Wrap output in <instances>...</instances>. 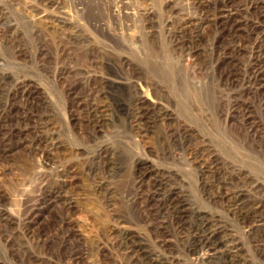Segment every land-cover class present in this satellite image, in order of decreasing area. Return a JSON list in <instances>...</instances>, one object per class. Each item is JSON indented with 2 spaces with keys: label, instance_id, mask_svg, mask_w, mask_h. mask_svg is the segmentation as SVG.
<instances>
[{
  "label": "rangeland",
  "instance_id": "1",
  "mask_svg": "<svg viewBox=\"0 0 264 264\" xmlns=\"http://www.w3.org/2000/svg\"><path fill=\"white\" fill-rule=\"evenodd\" d=\"M0 264H264V0H0Z\"/></svg>",
  "mask_w": 264,
  "mask_h": 264
},
{
  "label": "bare ground",
  "instance_id": "2",
  "mask_svg": "<svg viewBox=\"0 0 264 264\" xmlns=\"http://www.w3.org/2000/svg\"><path fill=\"white\" fill-rule=\"evenodd\" d=\"M242 196V195H241ZM242 198V197H241ZM244 199V198H243ZM214 231V230H213ZM203 240V239H202ZM213 243H215V242H213ZM228 253V252H227Z\"/></svg>",
  "mask_w": 264,
  "mask_h": 264
}]
</instances>
